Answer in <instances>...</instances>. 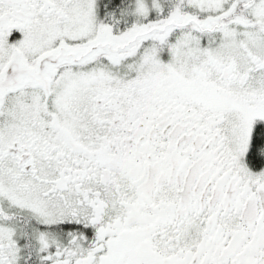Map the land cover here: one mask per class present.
I'll return each instance as SVG.
<instances>
[{
	"label": "snow or ice",
	"instance_id": "6c2138e0",
	"mask_svg": "<svg viewBox=\"0 0 264 264\" xmlns=\"http://www.w3.org/2000/svg\"><path fill=\"white\" fill-rule=\"evenodd\" d=\"M0 264H264V0H0Z\"/></svg>",
	"mask_w": 264,
	"mask_h": 264
}]
</instances>
